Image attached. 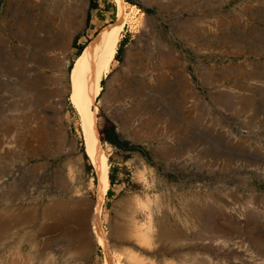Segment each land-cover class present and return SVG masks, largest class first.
I'll return each instance as SVG.
<instances>
[{
	"label": "rangeland",
	"instance_id": "obj_1",
	"mask_svg": "<svg viewBox=\"0 0 264 264\" xmlns=\"http://www.w3.org/2000/svg\"><path fill=\"white\" fill-rule=\"evenodd\" d=\"M89 2L0 0V264H105L90 222L87 252L42 229L49 194L90 214L96 199L69 74L118 16L99 0L111 20L92 32ZM124 3L95 102L111 263L264 264V0ZM108 127L130 147L106 141Z\"/></svg>",
	"mask_w": 264,
	"mask_h": 264
},
{
	"label": "bare ground",
	"instance_id": "obj_2",
	"mask_svg": "<svg viewBox=\"0 0 264 264\" xmlns=\"http://www.w3.org/2000/svg\"><path fill=\"white\" fill-rule=\"evenodd\" d=\"M115 1L118 21L115 24L104 27L99 35L86 45L81 54L73 62L69 74L70 95L68 100L80 115L85 139V151L93 163L98 178L95 203L90 214L89 210H87L88 208L82 209L80 204L74 208H70L68 204L55 201L44 210L45 216L49 221L42 228L47 234H52L54 231L56 232V230L58 231L60 229L59 231L63 235H66L71 242L80 241L82 250L87 252L90 250V239L86 224L88 226L90 222V229L95 241L105 251V264H112L110 260L111 251L108 243L110 235H107L101 229L100 214L106 192L109 189V178L107 156L101 146L96 126L95 102L102 89L101 79L110 72L112 62L115 59L120 33L125 24L126 11L124 0ZM68 39L69 34L61 31L59 37L53 41L57 46H62L67 43ZM57 91L59 92L60 90L57 89ZM68 222L77 224V227L66 228L64 230L63 226ZM120 228L113 229L114 236L121 233L122 229ZM159 233H162L161 230ZM159 233L156 235H159ZM45 246L49 247V244ZM43 251L40 250L37 252L42 253ZM33 253L35 254V252Z\"/></svg>",
	"mask_w": 264,
	"mask_h": 264
},
{
	"label": "crops",
	"instance_id": "obj_3",
	"mask_svg": "<svg viewBox=\"0 0 264 264\" xmlns=\"http://www.w3.org/2000/svg\"><path fill=\"white\" fill-rule=\"evenodd\" d=\"M90 2H89L90 11L93 10L94 13L93 14L92 12L90 13V20H89L90 24L88 25V30L95 32L98 28H101V26H103L105 23L111 20L109 18V14L111 12L108 11L106 6H102L99 3V0H90Z\"/></svg>",
	"mask_w": 264,
	"mask_h": 264
},
{
	"label": "trees",
	"instance_id": "obj_4",
	"mask_svg": "<svg viewBox=\"0 0 264 264\" xmlns=\"http://www.w3.org/2000/svg\"><path fill=\"white\" fill-rule=\"evenodd\" d=\"M91 3V2H90ZM93 5V4H92ZM90 6H91V4H90ZM143 9H145V8H143ZM146 10V9H145ZM89 41H87V43H88ZM84 47H85V45L84 46H79L78 47V54H81V52L83 51V49H84ZM118 51H119V49H117V54H118ZM77 54V55H78ZM116 54V56L118 57V55ZM103 83V80H101V84ZM103 134H104V139L106 140V141H108L110 144H112V145H114V146H116V147H121V148H128V147H130V146H128L125 142H122V141H120L118 138H117V135H116V133L114 132V129H113V127H108V128H106V129H104L103 130ZM132 147V146H131ZM108 178H109V183H110V185L111 184H113V176L111 175V174H109V176H108ZM110 193H111V190H110V188L107 190V192H106V196H109L110 195Z\"/></svg>",
	"mask_w": 264,
	"mask_h": 264
},
{
	"label": "water",
	"instance_id": "obj_5",
	"mask_svg": "<svg viewBox=\"0 0 264 264\" xmlns=\"http://www.w3.org/2000/svg\"><path fill=\"white\" fill-rule=\"evenodd\" d=\"M108 85H109V83H107V86ZM54 196L55 195L49 194L48 197H47L48 198V201H50V202L56 201V199H54ZM62 201H64V200H62ZM94 203H95V200L92 201V204H94Z\"/></svg>",
	"mask_w": 264,
	"mask_h": 264
}]
</instances>
